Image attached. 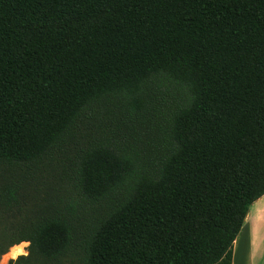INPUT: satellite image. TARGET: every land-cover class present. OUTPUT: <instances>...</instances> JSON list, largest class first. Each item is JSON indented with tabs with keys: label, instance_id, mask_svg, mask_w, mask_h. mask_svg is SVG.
<instances>
[{
	"label": "trees",
	"instance_id": "trees-1",
	"mask_svg": "<svg viewBox=\"0 0 264 264\" xmlns=\"http://www.w3.org/2000/svg\"><path fill=\"white\" fill-rule=\"evenodd\" d=\"M263 195L264 0H0L11 264H232Z\"/></svg>",
	"mask_w": 264,
	"mask_h": 264
},
{
	"label": "rangeland",
	"instance_id": "rangeland-1",
	"mask_svg": "<svg viewBox=\"0 0 264 264\" xmlns=\"http://www.w3.org/2000/svg\"><path fill=\"white\" fill-rule=\"evenodd\" d=\"M60 170V165L53 161L46 171L36 174L32 181L30 179L28 194L31 200L23 209L24 211L33 209L36 203L39 205L51 203V197H55L54 203H60L61 206L70 198H74L72 189L58 174ZM17 219L16 213H6L0 209V240L10 235V231L16 226ZM8 242L6 239L3 246L5 247ZM24 244L25 246L11 247L7 253L0 255V264H11V261L16 260L19 256H28L29 243Z\"/></svg>",
	"mask_w": 264,
	"mask_h": 264
},
{
	"label": "crops",
	"instance_id": "crops-1",
	"mask_svg": "<svg viewBox=\"0 0 264 264\" xmlns=\"http://www.w3.org/2000/svg\"><path fill=\"white\" fill-rule=\"evenodd\" d=\"M232 264H264V195L248 210L234 242Z\"/></svg>",
	"mask_w": 264,
	"mask_h": 264
}]
</instances>
